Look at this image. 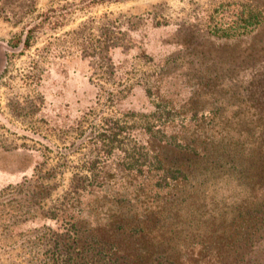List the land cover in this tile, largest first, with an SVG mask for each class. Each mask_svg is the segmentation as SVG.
Masks as SVG:
<instances>
[{
	"label": "rangeland",
	"instance_id": "obj_1",
	"mask_svg": "<svg viewBox=\"0 0 264 264\" xmlns=\"http://www.w3.org/2000/svg\"><path fill=\"white\" fill-rule=\"evenodd\" d=\"M7 1L0 0V264H51L46 238L61 222L41 213L56 212L69 181H101L106 169L107 182L123 181L116 168L152 164L151 148L181 120L213 116L201 130L228 137L236 168L255 142L264 145V0H71L72 10L31 26L36 33L24 41L5 24ZM236 1L258 8L260 22L244 34H210L206 15L227 3L228 20ZM203 163L193 181L199 196L193 191L177 213L178 221L192 218L187 238L235 219L245 244L234 245L245 246L231 264H264V207L253 221L262 174L230 176Z\"/></svg>",
	"mask_w": 264,
	"mask_h": 264
},
{
	"label": "trees",
	"instance_id": "obj_2",
	"mask_svg": "<svg viewBox=\"0 0 264 264\" xmlns=\"http://www.w3.org/2000/svg\"><path fill=\"white\" fill-rule=\"evenodd\" d=\"M234 3L233 16L228 20L223 16L227 3H220L206 15L210 34H244L260 22L262 14L258 8L243 1ZM180 108L181 105L177 107ZM192 110L197 112L194 106L188 108ZM194 116L181 120L177 131L157 140L150 150L152 164L116 168L123 174V181L107 182L112 176L110 169L101 170V176L105 175L101 181H69L54 208L56 212L41 213L44 218L61 222V232L46 238L48 247L44 254L51 264H198L207 257L212 264L232 263L236 248L245 246V230L236 225L237 220L229 218L225 222L222 218L216 226L215 222L210 223L213 226L209 232L187 238V233L193 232H186L192 218L184 215L178 221L177 213L193 191L199 196L193 181L197 167L204 162L210 170L224 168L230 176L242 170L257 177L262 174L263 183L257 184L254 191L263 190V199L257 201L259 210L254 207L258 215L253 221L259 218L264 207V145L261 146L262 141L255 142L258 145L246 158L247 163L236 168L228 137L201 130L205 125L212 126L213 116L207 120ZM241 213L240 210L238 214ZM238 239L244 244L234 245ZM247 246L250 251L252 243Z\"/></svg>",
	"mask_w": 264,
	"mask_h": 264
},
{
	"label": "crops",
	"instance_id": "obj_3",
	"mask_svg": "<svg viewBox=\"0 0 264 264\" xmlns=\"http://www.w3.org/2000/svg\"><path fill=\"white\" fill-rule=\"evenodd\" d=\"M57 1L58 0H8L5 11L9 13V21L7 23L5 22V24H9L12 31H19V33L15 35L14 41L20 39L18 36H21L22 40H32V34H34L35 31L30 30L31 26L39 27L41 24L47 23L49 18L52 19L56 13L69 9L71 5L74 4H72V2L66 3V1L71 0H63L66 4L62 6V4H59ZM60 1L62 2V0ZM69 10H72V8ZM29 48H24L20 51L24 53L31 52ZM9 51L17 50L11 49Z\"/></svg>",
	"mask_w": 264,
	"mask_h": 264
}]
</instances>
